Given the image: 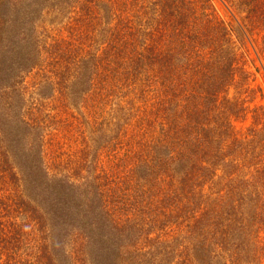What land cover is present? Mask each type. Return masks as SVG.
I'll return each instance as SVG.
<instances>
[{
  "label": "trees",
  "instance_id": "obj_1",
  "mask_svg": "<svg viewBox=\"0 0 264 264\" xmlns=\"http://www.w3.org/2000/svg\"><path fill=\"white\" fill-rule=\"evenodd\" d=\"M242 48L264 56V0H0V264H264ZM53 131L81 144L56 171Z\"/></svg>",
  "mask_w": 264,
  "mask_h": 264
},
{
  "label": "rangeland",
  "instance_id": "obj_2",
  "mask_svg": "<svg viewBox=\"0 0 264 264\" xmlns=\"http://www.w3.org/2000/svg\"><path fill=\"white\" fill-rule=\"evenodd\" d=\"M217 6L221 14L225 17V19L230 20L227 17V14H225V11L222 9V7L220 5ZM41 25L42 27L47 29L50 36V42H52L53 39H60L61 41H70L72 38L69 35V32L71 30L68 28V23H64L63 19L58 16L50 15L49 17H46L45 21ZM241 52L245 53L243 63L245 64L247 71L252 74V85L255 88H260L264 93V56H261V58H259L252 49H250V51H247V49L242 48L240 50V53ZM41 76V72L39 73L34 71L27 77L26 87L28 95L34 92L36 87L35 85L40 82ZM236 93V86L231 87L230 96L234 97L236 96ZM256 103L264 107V98L262 99L261 97H259ZM52 104H54L56 108L60 110L61 114L63 115L62 117L66 118V116H68L67 114L65 115L63 113V111H65V107L61 104V102L55 101ZM252 120L253 119L251 114L248 115V118L246 120H238L235 123L236 129L240 132H244L245 129L249 125H251ZM64 134L65 132L57 133L56 131H53L47 138V144L45 145V153L47 163L51 171H56L57 168H62V166H64L65 156H61V153L63 151H66L67 153H74L78 150V146L81 145L80 143L77 145L76 137H72L69 133L66 135Z\"/></svg>",
  "mask_w": 264,
  "mask_h": 264
}]
</instances>
